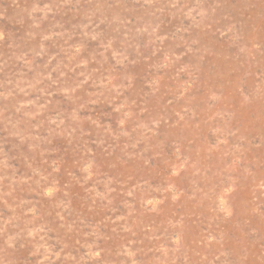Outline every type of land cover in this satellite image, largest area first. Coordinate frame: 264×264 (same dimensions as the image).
Listing matches in <instances>:
<instances>
[{
    "label": "rangeland",
    "instance_id": "obj_1",
    "mask_svg": "<svg viewBox=\"0 0 264 264\" xmlns=\"http://www.w3.org/2000/svg\"><path fill=\"white\" fill-rule=\"evenodd\" d=\"M0 264H264V0H0Z\"/></svg>",
    "mask_w": 264,
    "mask_h": 264
}]
</instances>
